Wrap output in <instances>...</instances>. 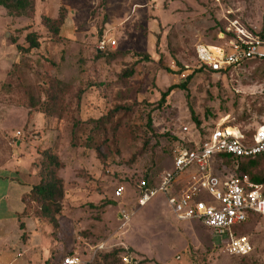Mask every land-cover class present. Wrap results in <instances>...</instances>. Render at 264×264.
I'll list each match as a JSON object with an SVG mask.
<instances>
[{
  "label": "rangeland",
  "instance_id": "1",
  "mask_svg": "<svg viewBox=\"0 0 264 264\" xmlns=\"http://www.w3.org/2000/svg\"><path fill=\"white\" fill-rule=\"evenodd\" d=\"M61 8L54 33L41 17ZM233 24L264 30V0H34L32 13L10 18L6 38L21 46L33 31L38 46L25 44L11 64L0 62L9 69L0 84V149L34 141L36 173L45 154L56 157L61 211L28 218L58 257L74 253L86 263L102 243L127 249L137 264H264V218L241 225L253 250L239 257L223 252V236L176 221L162 193L135 204L144 179L153 187L171 167V137L185 136L182 126L196 119L205 131L224 123L246 134L264 124V61L220 76L196 67L194 46L223 44ZM115 52L125 54L108 58ZM130 68V77L121 76ZM182 83L159 103L161 92ZM107 115L85 147L88 121ZM132 206L124 224L118 215Z\"/></svg>",
  "mask_w": 264,
  "mask_h": 264
},
{
  "label": "built area",
  "instance_id": "2",
  "mask_svg": "<svg viewBox=\"0 0 264 264\" xmlns=\"http://www.w3.org/2000/svg\"><path fill=\"white\" fill-rule=\"evenodd\" d=\"M232 36L221 45L197 44L194 46L197 68L219 71L236 67L251 59H264V30L246 29L241 25L229 27ZM102 50L104 43L99 42ZM114 47L115 41L109 42ZM183 132L187 127L181 128ZM19 135V132H16ZM237 157L264 155V124L258 125L246 138L237 126L218 123L211 128L193 148H174L172 165L157 176L153 188L139 186L135 201L141 207L157 193H162L176 221H194L204 228L224 237L223 252L231 256H246L252 245L245 235H238L237 227L243 225L249 214L264 218V187L251 182L246 175H232L214 168L217 154ZM189 171L182 185H176L182 174ZM219 172V173H218ZM123 187L114 189L121 197ZM135 206L123 209L120 220L125 224L134 214ZM104 244L96 245L103 249ZM124 263L137 264L129 254L122 256ZM61 264H85L76 254L65 255Z\"/></svg>",
  "mask_w": 264,
  "mask_h": 264
},
{
  "label": "trees",
  "instance_id": "3",
  "mask_svg": "<svg viewBox=\"0 0 264 264\" xmlns=\"http://www.w3.org/2000/svg\"><path fill=\"white\" fill-rule=\"evenodd\" d=\"M0 6L5 10L6 15L15 18L18 16L26 15L27 13H32L34 9V0H0ZM63 20H64L63 8L60 9L58 15L54 18H48L46 16L41 17L42 25L47 29L53 30L54 33H57L59 26L61 25ZM36 36L37 35L33 31H28L27 33H25L23 36V42L21 46L27 44L28 46L26 49L37 47L38 41ZM11 42L16 44V48L19 51L23 50L20 44L16 42V40H11ZM97 52L99 55H101L102 53H104V49L97 50ZM124 54L125 53L115 52V53H107V56L108 58L113 59L115 57L123 56ZM256 61L263 62L264 59L247 60L243 62L241 65ZM231 68L233 67H227L219 71H212V70L204 69L202 67L197 69H200L206 73L216 74L220 76L222 74H225ZM132 73H133V69L130 68L128 71H123L121 73V76H123L124 78H128L132 75ZM183 86H184L183 83L179 85L169 86L165 91L161 92L159 103H162L165 100L166 96H168L173 90L184 89ZM40 111L44 112V109ZM112 112L113 111H111L110 114ZM107 118L108 115L106 117H100L99 119L88 121V123L94 124V127H91L90 132L86 137L85 145H84L85 147L92 148L91 141L93 135L91 133L97 132L98 131L97 128L100 127V123H102L103 121L107 122ZM194 122L195 123H193V126L190 127L189 129L187 126H185L187 127V130L185 132L181 130V133L185 134V136L171 137L174 142L172 146V150L174 148H193L194 142L200 143V141L204 138V136L207 135V132L214 127L213 125L209 130L205 131L203 128L199 127V122L196 119L194 120ZM76 127L77 125H74L73 129L74 128L76 129ZM253 131L247 132L246 134L243 135H245L246 138H249L253 133ZM71 145L72 146L76 145L75 140L71 141ZM171 165H172V161H171ZM263 165H264V155H256L253 157H237V156L221 153V154H217L214 158L215 170L225 168V170L221 169L222 172L224 173H228L232 175H246L251 182L255 184H260L264 187V172H262L261 170ZM59 166L60 165L54 155L45 154L44 157H42V168L36 173L39 180L36 183H34L30 187L29 191L23 196L24 209L21 213L22 216L28 217L29 215H32L39 218L54 217L55 215H58L60 213L61 211L60 201L63 197V191H62V180L56 175V171L59 168ZM188 173L189 171L183 173L179 182L176 185L179 186L182 185L187 179ZM156 185H157V181L153 187H155ZM153 187H150L148 180L144 179L142 188H153ZM251 218L253 219V218H262V217L251 213L249 214L247 221L242 226L247 224V222ZM240 228L241 226L237 227L235 231L238 235H243L239 232ZM105 248L106 247H104L103 249ZM103 249H96L95 246V252L93 253L91 260L89 262H86L85 264H127L122 261V256L125 254H129L128 253L129 251L127 249H123L122 247H117V246L110 247L107 250H103ZM73 254H68V255H73ZM239 257H244V256H239ZM130 264H134V263H130Z\"/></svg>",
  "mask_w": 264,
  "mask_h": 264
},
{
  "label": "crops",
  "instance_id": "4",
  "mask_svg": "<svg viewBox=\"0 0 264 264\" xmlns=\"http://www.w3.org/2000/svg\"><path fill=\"white\" fill-rule=\"evenodd\" d=\"M0 16V62L9 58L11 64L16 56V44L6 38L11 17L1 6ZM8 71L0 69V84ZM14 140L10 148L0 149V264H61L62 257L35 229V221L21 215L23 196L36 181L37 154L34 141Z\"/></svg>",
  "mask_w": 264,
  "mask_h": 264
},
{
  "label": "water",
  "instance_id": "5",
  "mask_svg": "<svg viewBox=\"0 0 264 264\" xmlns=\"http://www.w3.org/2000/svg\"><path fill=\"white\" fill-rule=\"evenodd\" d=\"M118 218H120V215H118Z\"/></svg>",
  "mask_w": 264,
  "mask_h": 264
}]
</instances>
